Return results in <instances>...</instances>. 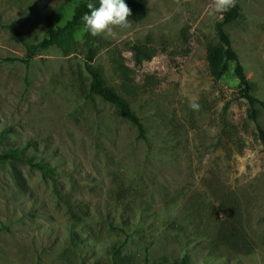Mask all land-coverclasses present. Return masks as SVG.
I'll return each instance as SVG.
<instances>
[{
  "label": "rangeland",
  "instance_id": "1",
  "mask_svg": "<svg viewBox=\"0 0 264 264\" xmlns=\"http://www.w3.org/2000/svg\"><path fill=\"white\" fill-rule=\"evenodd\" d=\"M80 1L0 0V152L24 159L0 162V264H264V146L234 65L214 79L206 55L225 13L209 15L210 0H139L145 12L113 36L80 29L29 64L8 60ZM239 16L224 29L264 101V0H242ZM91 47L90 68L147 139L92 100Z\"/></svg>",
  "mask_w": 264,
  "mask_h": 264
},
{
  "label": "trees",
  "instance_id": "2",
  "mask_svg": "<svg viewBox=\"0 0 264 264\" xmlns=\"http://www.w3.org/2000/svg\"><path fill=\"white\" fill-rule=\"evenodd\" d=\"M96 0H91L94 3ZM241 1L236 0L235 7L227 11L221 21L216 25L217 34L219 37V43L217 45L210 46L207 52V60L209 63L210 73L214 79H221L230 69L231 65H234L235 73L242 85V95L249 104V117L257 123L258 136L262 145L264 146V127L259 123V109L258 106L264 108V101L258 99L253 91L252 85L244 72V67L240 61V58L233 46L230 35L225 31V26L239 19L241 14ZM89 0L80 1L74 8V12L70 19L64 22L63 17L59 14L49 17V26L51 31L47 37L36 45H26L27 53L25 58H8L9 61H21L29 64L31 60L42 50H47L51 46L60 45L68 47L74 42V35L77 31L82 29L83 21L82 16L89 10L86 4ZM125 3L130 7L131 12L143 13L145 12V6L139 0H125ZM19 34V33H17ZM87 34V33H86ZM87 37L91 40H95L96 37L87 34ZM68 49V48H65ZM95 59L94 49L91 47L87 54V66L92 76V83L90 87V96L95 101V96H100L106 102L111 103L117 107L123 117L132 123L138 129L139 138L147 139L146 127L141 117L133 110L130 102L118 94L114 89L105 85L101 75L93 71L90 68L91 62ZM22 153L19 151L0 152V162H14L23 161ZM34 167L39 168L43 172H51L52 169L45 163L29 162ZM178 264H190L189 260L183 258Z\"/></svg>",
  "mask_w": 264,
  "mask_h": 264
},
{
  "label": "clouds",
  "instance_id": "3",
  "mask_svg": "<svg viewBox=\"0 0 264 264\" xmlns=\"http://www.w3.org/2000/svg\"><path fill=\"white\" fill-rule=\"evenodd\" d=\"M212 7L208 10L209 15L226 13L235 7L236 0H210ZM89 10L82 16V33L97 36H113L114 29H127L131 26L128 17L131 15L130 7L125 0H98V6L89 0L86 4ZM192 109L198 110L199 104L192 102L189 105Z\"/></svg>",
  "mask_w": 264,
  "mask_h": 264
},
{
  "label": "built area",
  "instance_id": "4",
  "mask_svg": "<svg viewBox=\"0 0 264 264\" xmlns=\"http://www.w3.org/2000/svg\"><path fill=\"white\" fill-rule=\"evenodd\" d=\"M159 57H162L161 62H162V61H165V59H168V56H167V55H165V56H159ZM161 62H160V63H161Z\"/></svg>",
  "mask_w": 264,
  "mask_h": 264
}]
</instances>
